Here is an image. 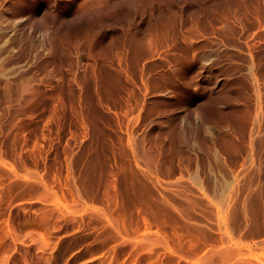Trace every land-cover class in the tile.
<instances>
[{
  "label": "rangeland",
  "instance_id": "rangeland-1",
  "mask_svg": "<svg viewBox=\"0 0 264 264\" xmlns=\"http://www.w3.org/2000/svg\"><path fill=\"white\" fill-rule=\"evenodd\" d=\"M0 264H264V0H0Z\"/></svg>",
  "mask_w": 264,
  "mask_h": 264
}]
</instances>
